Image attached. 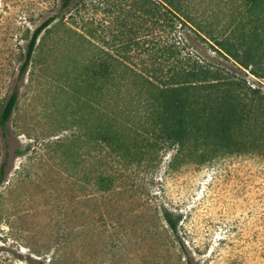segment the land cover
Instances as JSON below:
<instances>
[{"label":"rangeland","instance_id":"1","mask_svg":"<svg viewBox=\"0 0 264 264\" xmlns=\"http://www.w3.org/2000/svg\"><path fill=\"white\" fill-rule=\"evenodd\" d=\"M63 2L0 0V114L19 86L7 130L0 126V168L9 154L0 264H264V156L198 163L165 149L139 164L133 152L120 160L96 149L92 108L73 84L89 58L106 57L108 33L81 46L65 26L52 27L19 80L38 26L54 14L72 21ZM190 35L198 52L215 56Z\"/></svg>","mask_w":264,"mask_h":264},{"label":"trees","instance_id":"2","mask_svg":"<svg viewBox=\"0 0 264 264\" xmlns=\"http://www.w3.org/2000/svg\"><path fill=\"white\" fill-rule=\"evenodd\" d=\"M72 7V21L54 14L34 31L19 80L52 27L65 26L81 46L108 33L106 57L89 58L73 84L92 108L98 151L120 160L133 152L139 164L165 149L198 163L222 153L264 156V0H64ZM191 33L215 56L198 52ZM18 100L17 85L0 114L3 131ZM108 179L99 176L101 190Z\"/></svg>","mask_w":264,"mask_h":264}]
</instances>
